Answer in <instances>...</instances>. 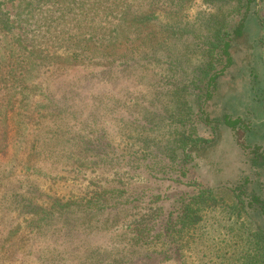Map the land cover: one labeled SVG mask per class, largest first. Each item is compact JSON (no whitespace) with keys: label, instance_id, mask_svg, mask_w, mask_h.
<instances>
[{"label":"rangeland","instance_id":"obj_1","mask_svg":"<svg viewBox=\"0 0 264 264\" xmlns=\"http://www.w3.org/2000/svg\"><path fill=\"white\" fill-rule=\"evenodd\" d=\"M214 5L193 0L141 68L88 64L55 82L41 71L35 85L64 95L70 112L57 118L59 129L47 120L37 132H67L64 144L49 142L47 177H33L42 192L34 202L51 215L32 221L0 200V264H264V239H251L264 234V0L246 14L233 65L198 91L191 83ZM169 47L182 58L174 74L158 63ZM226 117L240 121L241 143ZM109 188L123 205L98 212Z\"/></svg>","mask_w":264,"mask_h":264},{"label":"trees","instance_id":"obj_2","mask_svg":"<svg viewBox=\"0 0 264 264\" xmlns=\"http://www.w3.org/2000/svg\"><path fill=\"white\" fill-rule=\"evenodd\" d=\"M164 1L0 0V200L5 205H18L29 210L32 221L36 216L40 217L36 220L38 222L44 219L41 216L51 215L34 202L33 195L36 192L42 195V192L33 177H47V169H52L47 168L45 161L47 149H51L49 142L62 139L64 144L67 132L63 135L58 130L61 124L57 123V118L70 112L62 104L64 95L54 96L49 89L45 91L35 85L41 71L52 72L55 82L63 80L65 71L88 67V64L109 70L141 68L142 62L145 65L150 62L146 57L155 58L164 44L161 42L163 29L169 34L167 39L170 38L171 31L183 22L185 12L193 2L167 0L165 5ZM256 1L213 0L215 10L206 18L207 28L213 34L211 38L203 39L200 45L203 55H200L201 62L191 83L198 91L207 79L209 84H216L221 73L233 65V43L244 37L245 17ZM199 15L204 17L206 14ZM217 19L223 22L218 23ZM190 31V28L179 30L192 35ZM171 47L170 54L158 59V63H166V71L174 74L180 70L182 58ZM218 69L219 72L215 73ZM152 72L156 77L157 69ZM36 84L42 83L37 80ZM37 97L40 100L35 106L32 102ZM195 97L194 110L201 104L200 95ZM47 120L58 129L37 135ZM224 123L239 133L236 129L239 120L226 117ZM189 139L186 137L187 142ZM241 139V135L237 136L238 144ZM197 141L208 142L203 138ZM110 189L99 192L106 193L102 199L107 206L98 205V212L123 205L122 198L116 194L120 190ZM254 200L259 202L258 198ZM5 231L3 242L14 233L12 227ZM256 237L264 239V234H254L252 241ZM250 245L257 247L258 241ZM255 251L257 253L258 249Z\"/></svg>","mask_w":264,"mask_h":264}]
</instances>
